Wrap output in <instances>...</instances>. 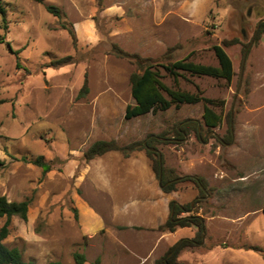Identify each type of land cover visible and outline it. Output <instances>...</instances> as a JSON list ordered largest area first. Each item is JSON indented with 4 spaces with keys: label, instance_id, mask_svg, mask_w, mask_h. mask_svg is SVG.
<instances>
[{
    "label": "rangeland",
    "instance_id": "obj_1",
    "mask_svg": "<svg viewBox=\"0 0 264 264\" xmlns=\"http://www.w3.org/2000/svg\"><path fill=\"white\" fill-rule=\"evenodd\" d=\"M3 4L7 15L6 22L0 15V196L31 202L27 221L12 219L4 241L9 248H18L24 260L34 264H74L76 252L86 255V264H95L98 258L100 264H153L154 258L168 254L170 248L163 243L156 252L157 237L151 230L117 224L118 207L124 209L116 201L115 189L120 198L133 189L137 192L133 179L122 183L115 179L124 174L125 157L120 152L91 161L84 157L98 140L125 146L167 131V137L155 143L166 168L208 181L205 196L191 181L177 184L178 202L193 204L189 214L203 216L207 226L204 242L182 250L178 262L264 264V34L254 41L264 19V0H103L101 5L97 0H3ZM48 6L57 8L60 16L51 14ZM69 28L76 33V44ZM236 38L239 44L225 47L236 73L230 84L190 75L179 83L181 89L215 101L211 107L222 116L220 126L212 130L204 126V102L125 118L127 106L135 104L130 76L137 66L119 58L114 45L152 57L157 64L189 58L218 66L213 47ZM174 46L179 49L167 57ZM65 57L72 60L51 66ZM86 79L89 92L80 97ZM166 82L174 84L170 78ZM191 119L204 126L203 140L194 132L184 140L174 138V128ZM133 155L146 157L155 175L144 150ZM39 156L53 167L46 175L42 168L22 161ZM100 158L107 164L103 175L109 181L104 188L98 178L94 181L100 177L95 166ZM128 205L130 214L119 222H141L133 216L138 207L132 200ZM189 233L186 228L178 236Z\"/></svg>",
    "mask_w": 264,
    "mask_h": 264
},
{
    "label": "trees",
    "instance_id": "obj_2",
    "mask_svg": "<svg viewBox=\"0 0 264 264\" xmlns=\"http://www.w3.org/2000/svg\"><path fill=\"white\" fill-rule=\"evenodd\" d=\"M101 5L103 0H97ZM47 10L59 17L60 13L57 8L48 6ZM0 15L3 21L6 22L7 11L4 7L3 0H0ZM74 43L77 42L76 33L73 28L68 29ZM264 34V22L260 25L259 31L254 41H258ZM3 42V39H0ZM239 39L224 40L222 45H215L213 47L217 56L219 65H205L190 61L189 58L178 61H169L166 64H157V61L152 57H143L139 53H129L118 45H114V52L119 58L128 59L137 66V70L130 76L131 92L135 100L134 105H128L126 109L125 118L131 120L137 117L145 116L149 113L157 111H167L172 107H180L183 104H197L199 102L205 103L203 124L207 130H212L222 123V116L217 114L211 107L215 105V101L203 97L200 93H192L181 89L179 86L180 80H187V75L197 77H213L217 79H225L229 84L233 81L236 73L234 64L230 56L227 54L225 47L239 44ZM179 49L174 46L168 49L167 57L171 58L173 53ZM17 54V52H16ZM72 57H65L51 63L53 67H60L68 64ZM20 66V64H18ZM170 78L174 84L169 85L166 79ZM89 92L88 80L86 79L79 96L83 97ZM231 119V115L229 117ZM198 120H186L179 123L174 128V138L177 140H184L192 132L195 133L198 139L203 140L201 128H204ZM168 132L165 131L157 136L151 135L146 142L137 141L125 146L118 144L116 140H98L94 142L88 150L84 153L87 161H91L97 157H101L109 152H120L125 158H129L132 153L144 150L151 160L152 170L158 178L163 191L171 193L177 191V184L184 181L193 182L200 190L201 195H206L208 189V181L202 177L197 176H179L173 169H168L165 166V158L151 149H157L155 143L159 142V138H166ZM232 135L227 137L229 142ZM24 162H30L43 170V175H46L52 170V165L45 161L44 156H39L35 160H28L26 157L22 158ZM161 178V180H160ZM30 200L21 202L10 201L6 196H0V223L5 220L2 227H0V264H34L32 261H26L23 258L22 252L18 248H9L4 241L10 233V225L14 217H18L24 221L28 220V213L30 207ZM192 204L180 205L175 202L171 203V216L167 222L161 225L158 230L160 232L174 233L178 228H195L197 230L194 238H183L176 245L170 248L168 254L157 259L155 264H183L178 262V256L182 250L189 247L199 246L204 242L207 233L206 221L203 216L196 213H190ZM189 215H184V214ZM261 251L260 249H256ZM86 255L80 252L74 254V264H86ZM101 260L98 258L95 264H100ZM49 264H63L60 261H52Z\"/></svg>",
    "mask_w": 264,
    "mask_h": 264
},
{
    "label": "crops",
    "instance_id": "obj_3",
    "mask_svg": "<svg viewBox=\"0 0 264 264\" xmlns=\"http://www.w3.org/2000/svg\"><path fill=\"white\" fill-rule=\"evenodd\" d=\"M101 159L102 158H100L99 161H95V166L97 167L96 172L98 171V176L100 177H96L94 181L96 183V180L98 178V180L100 181L99 185L101 187L103 186L102 188H104L105 184L108 185L109 180H107V178L104 179L105 175H103V173L105 171L107 172V169L104 165L107 166V164L104 163ZM121 166L126 168L125 171L123 170L124 174L122 176H117L115 179H117V181H120L121 183L123 181H129L128 179H133L135 181V184L137 185V192H135V189H133L132 193L129 194L128 191L127 195H124L125 197H121L122 200L120 201V191L118 192L117 189H115L117 194L116 201L119 204L122 202L121 207L122 209H124V211H122L120 209V206L118 207L119 210L117 214H115L117 224H120L121 226L132 230L136 228H145L151 230L153 233H156V235L154 236L157 237L156 252L161 248V243H163L162 245L166 246L167 248H171L176 245L180 239L193 238V236H195V228H188L190 229L191 233L185 234L184 236H178V234L186 228H178L174 233L158 231V228L161 225L165 224L171 217V203H180L175 197V192L165 193L163 191V188L157 182L155 175H153L146 157L142 155H138V157H136V155H133L129 158H125V161L121 163ZM125 178H127V180ZM131 200L133 205L135 207H138L134 210L133 216L136 220L141 222H135L133 220L134 222L131 221V223L129 224L120 223V218L128 216L130 214V211L127 210H129L131 207V205H128V201ZM145 211L146 214H144ZM137 216L138 218H136ZM144 217L146 219H144ZM141 236L144 240L148 239L143 235ZM152 237L153 236H151L150 238ZM145 260L146 258H143L141 263H143ZM155 261L156 259L154 258L153 264H155Z\"/></svg>",
    "mask_w": 264,
    "mask_h": 264
},
{
    "label": "water",
    "instance_id": "obj_4",
    "mask_svg": "<svg viewBox=\"0 0 264 264\" xmlns=\"http://www.w3.org/2000/svg\"><path fill=\"white\" fill-rule=\"evenodd\" d=\"M263 22H264V19L261 20V21L259 22L258 30H259L260 25H261ZM251 45H252V42L248 45V47H247V49H246V51H245V54H244V62H243V69H242L241 76L243 75L244 65H245V62H246V59H247V56H248V52H249V49H250ZM145 144H146V142H145ZM151 151L159 153V155H160V159L162 158L161 152H160L158 149H151ZM160 180H161V178H160ZM192 207H193V204H192ZM173 214H174V213H173V211H172V212H171V216H173Z\"/></svg>",
    "mask_w": 264,
    "mask_h": 264
}]
</instances>
